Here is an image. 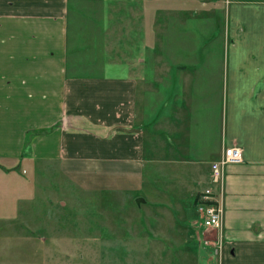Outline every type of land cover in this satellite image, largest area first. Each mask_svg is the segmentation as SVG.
I'll use <instances>...</instances> for the list:
<instances>
[{
  "label": "crops",
  "instance_id": "obj_1",
  "mask_svg": "<svg viewBox=\"0 0 264 264\" xmlns=\"http://www.w3.org/2000/svg\"><path fill=\"white\" fill-rule=\"evenodd\" d=\"M144 1L112 10L113 48L93 40L108 36L100 24H79L71 39L70 8L80 15V3L0 0V222L21 215L52 168L86 190L128 191L157 162L175 164L197 211L212 162L235 145L242 161L225 166L217 193L221 243L199 215L187 220L205 264H264V0L249 15L234 1L206 52V41L178 40L184 10L164 9L172 23L158 55ZM111 49L105 68L98 55Z\"/></svg>",
  "mask_w": 264,
  "mask_h": 264
},
{
  "label": "rangeland",
  "instance_id": "obj_2",
  "mask_svg": "<svg viewBox=\"0 0 264 264\" xmlns=\"http://www.w3.org/2000/svg\"><path fill=\"white\" fill-rule=\"evenodd\" d=\"M215 1H144L146 21L152 26V32H146V38L152 42L151 55H158L162 30L172 23L164 9L184 10V27L178 40L206 41L201 47L206 52L211 45L209 40L223 38L224 16L234 1L246 2L248 15L254 8H260L253 4L260 0ZM70 2L83 6L81 16L70 8L71 39L79 24H100L106 26L108 36L104 42L100 36L93 40L115 48L110 26L118 15H112V10L121 6L123 11L127 5L139 7L142 0ZM211 6L217 10L216 16L206 15ZM194 10H199L201 16H193ZM262 20L259 18L256 22ZM196 26H199L198 32ZM211 26L219 29L210 39ZM136 50L131 49V53ZM113 51L98 55L103 67H110L117 56ZM146 63L151 75L154 65L150 61ZM149 165L152 170L148 174H152L146 175L141 189L128 191L86 190L52 167L47 176L39 174L40 188L35 200L18 218L0 222V264H205L198 255L194 228L187 220L188 215L196 220L198 214L192 197L185 194L184 184L176 175L175 164L171 167L161 162ZM137 198H143L144 202L137 204Z\"/></svg>",
  "mask_w": 264,
  "mask_h": 264
},
{
  "label": "built area",
  "instance_id": "obj_3",
  "mask_svg": "<svg viewBox=\"0 0 264 264\" xmlns=\"http://www.w3.org/2000/svg\"><path fill=\"white\" fill-rule=\"evenodd\" d=\"M228 3V0H225ZM242 161L241 149L232 145L225 148L221 157L211 164L210 184L203 189L198 197L197 213L199 224L206 229H215L219 233L218 244L221 243V230L223 225V207L217 198L223 191L225 166ZM208 241H206V244Z\"/></svg>",
  "mask_w": 264,
  "mask_h": 264
},
{
  "label": "water",
  "instance_id": "obj_4",
  "mask_svg": "<svg viewBox=\"0 0 264 264\" xmlns=\"http://www.w3.org/2000/svg\"><path fill=\"white\" fill-rule=\"evenodd\" d=\"M140 202H144V199L143 198H137L136 203L139 204Z\"/></svg>",
  "mask_w": 264,
  "mask_h": 264
}]
</instances>
